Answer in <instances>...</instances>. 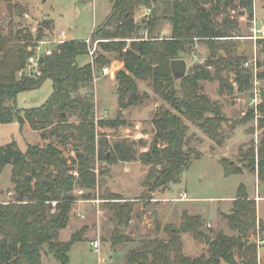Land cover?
Segmentation results:
<instances>
[{
  "label": "trees",
  "instance_id": "16d2710c",
  "mask_svg": "<svg viewBox=\"0 0 264 264\" xmlns=\"http://www.w3.org/2000/svg\"><path fill=\"white\" fill-rule=\"evenodd\" d=\"M236 7L242 9L240 15L246 13L250 18L253 14V0H114L88 41L66 39L51 43V52L39 58V73L33 76H17V72L25 68L34 48L43 40L41 27L36 33L22 26L0 32V123L16 119L20 125L28 122L33 129L51 126L57 135L74 129L77 136L85 138V154L77 155L72 164L51 143L45 146L28 143L25 151L19 150L14 141L0 147V171L11 164V180L17 193L14 200L0 202V264H42L44 246L62 264H68L71 245L85 233L82 228L73 232L69 240L58 238L77 199L72 190L75 187L89 190L95 186L96 156L109 162L133 158L119 144L115 145L114 155L108 156L94 143V74L110 63L107 53L122 62V67L115 71L119 109L140 104L147 97L146 92L139 91L138 80H150L153 92L163 102L152 117L153 141L138 154V159L150 165L143 180L147 191L177 182L192 154L200 156L196 149L185 147L190 139L187 122L221 144L224 137L219 129L227 118L221 107L201 91L200 81L214 79L221 90L233 91L221 71L226 68L233 73L239 90L251 89V69L243 67V58L230 50L229 37L239 33L238 17L229 13ZM141 8L150 11L137 23L135 15ZM219 15H222L220 20ZM162 21L168 22L169 32L161 36L158 27ZM43 24L46 28L52 25L47 20ZM94 42V63L79 65L77 57L89 54ZM198 42L209 48L210 57L204 63L192 65L182 78L176 79L171 61L182 58V53H191ZM257 43L264 47V38H258ZM220 49L226 52V57L219 53ZM210 67L214 68L213 72ZM45 79L52 82V91L45 102L39 107L23 109L22 114L17 112L13 106L17 94L38 88ZM82 89H86L83 95ZM258 109L264 114V101L258 104ZM253 114L251 108L248 116ZM68 116H74L76 121L68 122ZM260 123L264 126V119ZM72 134L69 136L74 137ZM219 161L225 175L241 173L244 167L251 171L257 168L258 178L264 179V129L258 147L255 149L253 144L245 151L242 167L225 158ZM89 197L90 194L81 195V198ZM108 198L122 199L117 193ZM131 207L126 202L113 207L120 224L129 222ZM222 215L237 234L207 232L208 256L190 257L182 253L181 233L191 231L194 237L204 240L202 232H205L200 215L183 212L179 225H166L167 239L154 238L130 249L128 264H259L256 238L260 232L264 239V222L257 218L256 200L243 185L238 188L230 212ZM124 239L118 232L112 241L116 244Z\"/></svg>",
  "mask_w": 264,
  "mask_h": 264
},
{
  "label": "rangeland",
  "instance_id": "374dc122",
  "mask_svg": "<svg viewBox=\"0 0 264 264\" xmlns=\"http://www.w3.org/2000/svg\"><path fill=\"white\" fill-rule=\"evenodd\" d=\"M113 1H0V32L6 33L9 28L16 29L22 26L36 33L37 28L41 27L45 36L34 48V53L40 58L45 49H51V43H56L54 41L89 39L93 29L109 12ZM240 11H242L240 7L229 10L232 17H238L239 28L236 36L229 37L230 50L243 58V67L251 71L253 66L256 67V77L253 78L251 89L239 90L233 73L226 68L221 71L232 85L233 91H228L227 88L221 90L218 81L214 79L200 81L201 91L221 107V112L227 118L219 129L224 140L221 144H217L197 126L187 122L190 139L185 147L196 149L200 152V156L195 157V154H192V159L180 179L164 188L147 191L143 180L150 165L138 159V154L147 150L153 141L152 117L163 102L153 92L150 80H138L139 91L146 92L147 97L140 104L119 109L115 80L117 69L114 71V77L97 72L93 89L95 146L98 150L106 151L108 156H112L115 145L119 144L120 148L129 151L133 158L109 162L96 156L93 164L97 174L95 186L89 190H82V193H79L76 187L72 190L77 199L73 202L69 214L68 227L59 231L58 238L63 241L69 240L73 232L82 228L85 233L81 239L73 242L68 251L70 264H128L127 254L130 249L138 248L142 243L154 238L167 239L169 233L166 231V225L169 223L179 225L183 219V212L200 215L203 220L202 228L206 233L223 231L227 235H236V230L228 226L221 214L230 211L231 199L235 197L238 188L243 185L245 191L252 196L256 193L264 197V179L258 178L256 167L255 171L244 167L241 173L225 175L219 161L225 158L242 167L245 151L253 144L255 149L258 147L264 129L260 123L264 119V114L259 109L254 111L252 117L248 116V111L253 108L251 100L254 90L260 93L259 103L264 101V47L257 43L258 38H264V34L259 32L264 27V0H253V14L250 18L246 13L240 15ZM139 14L138 10L135 15L137 23L141 17L138 16ZM217 18L220 20L222 15ZM45 20L50 21L52 25L46 28L43 24ZM167 26L168 22H160L158 31L161 36L165 35ZM55 27L58 30H66V36L62 38L60 33L54 30ZM142 34L145 35L144 32ZM92 45L93 43L90 47ZM210 53L209 48L201 42L194 46L191 53H182V58L186 62V71L192 65L204 63L210 57ZM219 53L223 57L227 56L222 49ZM106 55L110 59L108 66L114 70L113 64H116L117 59L112 53ZM88 62H90L89 54L77 57L79 65ZM37 66L30 69V74L26 70L23 72L21 70L17 72V76L37 75ZM210 70L213 72L214 68L210 67ZM51 91L52 82L50 79H45L38 88L19 92L13 106L22 114L23 109L41 106ZM85 92L86 89H82L81 95ZM64 115L67 116V113ZM67 120L76 121L74 116H68ZM103 120L113 122H102ZM71 132L74 137L69 136ZM63 133L67 136H61ZM12 141L21 151L26 150L28 143L40 146L51 143L61 150L69 164L77 160V155L85 154V138L79 134L77 136L74 129L59 132L57 135L51 126L39 129H33L31 126L24 128L16 119L9 123H0V147ZM72 173L76 174V171L73 170ZM112 193L119 194L122 199H109ZM83 194H90L89 198H83L89 200L77 201ZM16 196L14 183L11 180V164H7L0 171V202L12 201ZM124 202L132 206L129 222L126 225L118 222L113 208ZM154 209H156V217L152 213ZM257 212L264 220V198L257 202ZM120 228L124 229L122 236L125 239L114 244L112 240L118 235ZM259 234L262 235L260 232ZM92 240L99 241L98 249L90 244ZM180 240L183 254L190 257L209 255L208 244L203 239L194 237L191 231L181 233ZM257 254L259 264H264V244L258 248ZM101 258L104 261H101ZM41 261L42 264H62L47 251L46 246L42 250Z\"/></svg>",
  "mask_w": 264,
  "mask_h": 264
},
{
  "label": "built area",
  "instance_id": "2783aa9c",
  "mask_svg": "<svg viewBox=\"0 0 264 264\" xmlns=\"http://www.w3.org/2000/svg\"><path fill=\"white\" fill-rule=\"evenodd\" d=\"M150 10L149 9H146V12L148 13ZM261 31H259L260 33H262V34H264V27H263V29H260ZM60 35H61V37L62 38H64L65 36H66V33H65V31L64 30H62V31H60ZM59 35V36H60ZM65 40V39H64ZM61 41H63V40H59V41H54V42H56V43H58V42H61ZM87 41H88V39H87ZM39 42H41V41H39ZM38 42V43H39ZM95 44H96V42H94L93 43V45H92V47H90L89 48V56H90V62L93 64L94 63V51H95V48H96V46H95ZM37 47V46H36ZM35 47V48H36ZM51 52V49L50 50H48V49H45L44 50V53H50ZM39 63V56L37 57V55L34 53V54H32L31 56H29V58H28V60H27V63H26V66H25V68L22 70V72L23 71H25L26 70V72L27 73H29L30 74V69L34 66H37V65H39L38 64ZM245 64H247V63H245ZM38 67V66H37ZM28 68V69H27ZM39 73V72H38ZM100 73H101V75H110V76H112L113 75V73H114V70L112 69V68H110L108 65H105V66H103L102 68H101V70H100ZM252 73H253V78L255 79V77H256V67H254L253 66V71H252ZM97 80V76H96V74H94V82ZM259 97H260V93L257 91V90H254V92H253V97H252V100H251V104L253 105V108H254V111H257V106H258V104H259ZM79 193H82L83 191L82 190H79L78 191ZM88 201L89 199H83V198H81V199H78L77 201ZM53 204H55V201H53L52 202ZM90 244L91 245H93V247L95 248V249H98L99 248V241L98 240H92V241H90ZM256 244H257V248H259L261 245H263L264 244V239L263 238H261L260 236H258L257 238H256ZM101 261H104V259L103 258H101Z\"/></svg>",
  "mask_w": 264,
  "mask_h": 264
},
{
  "label": "water",
  "instance_id": "95a60500",
  "mask_svg": "<svg viewBox=\"0 0 264 264\" xmlns=\"http://www.w3.org/2000/svg\"><path fill=\"white\" fill-rule=\"evenodd\" d=\"M170 66H171L172 74L175 76L176 79H180L185 75L187 67H186V62L184 59H181V58L173 59L171 61ZM63 115H64V113H63ZM152 213H153L154 217L157 216L156 209H154ZM123 233H124V229L120 228L119 235L121 236V235H123ZM202 233L204 236L205 243L208 244L210 241V236L206 232H202ZM68 264H70V263H68Z\"/></svg>",
  "mask_w": 264,
  "mask_h": 264
},
{
  "label": "crops",
  "instance_id": "0c3cea01",
  "mask_svg": "<svg viewBox=\"0 0 264 264\" xmlns=\"http://www.w3.org/2000/svg\"><path fill=\"white\" fill-rule=\"evenodd\" d=\"M112 6V5H111ZM110 9H111V7H110ZM110 11V10H109ZM139 12H140V14L138 15V16H142V15H144V14H146L147 12H146V9H144V8H141L140 10H139ZM109 13V12H108ZM107 13V14H108ZM107 14H106V16H107ZM105 16V17H106ZM105 19V18H104ZM103 19V20H104ZM55 31H56V33H60V31H62V30H64V29H60V30H58V29H56V27H55V29H54ZM65 32H66V30H64ZM165 35L169 32V28H168V26L167 27H165ZM87 40V39H86ZM182 59V58H181ZM116 62V64H113V68H114V71L116 70V69H119V68H121L122 67V62L121 61H115ZM115 66V67H114ZM111 77H114V73H113V75L111 76ZM23 127L24 128H29L30 126H29V124H28V122H24L23 124ZM31 144V143H30ZM248 195L251 197V198H255V200H256V208H257V202L258 201H260L262 198H264V197H262V196H259V194H254V196H252L251 194H249L248 193ZM233 199H234V197L231 199V207H232V201H233ZM230 210H231V208H230ZM222 212V211H221ZM230 212V211H229ZM229 212H222V214L223 213H229ZM221 214V215H222ZM223 216V215H222ZM257 218L259 219V220H261V221H263L264 222V220L261 218V217H259V215H258V212H257ZM208 223H210V222H208ZM208 223H207V225H208ZM210 225V224H209ZM68 227V226H67ZM231 235V234H230Z\"/></svg>",
  "mask_w": 264,
  "mask_h": 264
}]
</instances>
